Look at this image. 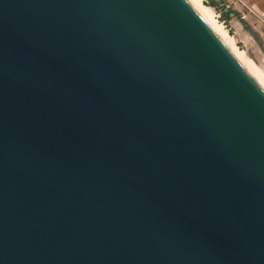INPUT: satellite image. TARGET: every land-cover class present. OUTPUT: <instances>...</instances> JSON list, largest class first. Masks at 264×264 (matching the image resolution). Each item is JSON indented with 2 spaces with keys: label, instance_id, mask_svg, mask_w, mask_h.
I'll return each mask as SVG.
<instances>
[{
  "label": "water",
  "instance_id": "obj_1",
  "mask_svg": "<svg viewBox=\"0 0 264 264\" xmlns=\"http://www.w3.org/2000/svg\"><path fill=\"white\" fill-rule=\"evenodd\" d=\"M0 264H264V89L188 0H0Z\"/></svg>",
  "mask_w": 264,
  "mask_h": 264
},
{
  "label": "crops",
  "instance_id": "obj_2",
  "mask_svg": "<svg viewBox=\"0 0 264 264\" xmlns=\"http://www.w3.org/2000/svg\"><path fill=\"white\" fill-rule=\"evenodd\" d=\"M214 1H216V6H209L214 10L216 15H218L217 12H219L223 18L230 20L240 31L244 29L243 23L256 29L262 38V48L264 49V0ZM240 37L243 38L241 32ZM256 43V41L253 42L255 45Z\"/></svg>",
  "mask_w": 264,
  "mask_h": 264
},
{
  "label": "bare ground",
  "instance_id": "obj_3",
  "mask_svg": "<svg viewBox=\"0 0 264 264\" xmlns=\"http://www.w3.org/2000/svg\"><path fill=\"white\" fill-rule=\"evenodd\" d=\"M188 1L264 89V70L246 54L245 50H241L236 46L235 39L228 33L226 26L217 18L214 10L205 4L203 0Z\"/></svg>",
  "mask_w": 264,
  "mask_h": 264
},
{
  "label": "rangeland",
  "instance_id": "obj_4",
  "mask_svg": "<svg viewBox=\"0 0 264 264\" xmlns=\"http://www.w3.org/2000/svg\"><path fill=\"white\" fill-rule=\"evenodd\" d=\"M217 14H218L217 15V18H218L220 14H219V12H217ZM218 19L226 26L228 33L235 39L236 46L241 50H245L246 54L257 65H259L264 70V49L262 48L263 43H262V38H261L259 32L256 29L252 28V26H250L248 24L245 25V23H243L244 29H242V31H240L239 29H237L238 27H236L235 25H233L231 23L230 20L223 18L221 15H220V18H218ZM240 32L242 33L243 38L240 37ZM245 37H247V38H245ZM254 41L257 42L256 45L253 44ZM248 48L251 49L255 53V56L260 60L261 64L256 62L249 55Z\"/></svg>",
  "mask_w": 264,
  "mask_h": 264
},
{
  "label": "trees",
  "instance_id": "obj_5",
  "mask_svg": "<svg viewBox=\"0 0 264 264\" xmlns=\"http://www.w3.org/2000/svg\"><path fill=\"white\" fill-rule=\"evenodd\" d=\"M205 4L210 6H216V1L214 0H204Z\"/></svg>",
  "mask_w": 264,
  "mask_h": 264
},
{
  "label": "built area",
  "instance_id": "obj_6",
  "mask_svg": "<svg viewBox=\"0 0 264 264\" xmlns=\"http://www.w3.org/2000/svg\"><path fill=\"white\" fill-rule=\"evenodd\" d=\"M218 18H220V15H219V17Z\"/></svg>",
  "mask_w": 264,
  "mask_h": 264
}]
</instances>
